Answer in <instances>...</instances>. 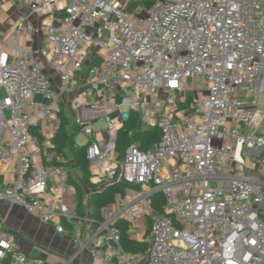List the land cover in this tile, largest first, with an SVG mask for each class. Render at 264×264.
Masks as SVG:
<instances>
[{"label":"built area","instance_id":"obj_1","mask_svg":"<svg viewBox=\"0 0 264 264\" xmlns=\"http://www.w3.org/2000/svg\"><path fill=\"white\" fill-rule=\"evenodd\" d=\"M29 4L41 23L22 15L0 37V165L14 177L0 203L58 233L70 226L74 247L94 264H264V0ZM39 34L38 53L19 46ZM132 114L160 141L147 151L131 144L122 157L119 133ZM64 117L96 186H139L131 206L96 222L64 203L77 193L71 157L53 142ZM101 117L105 129L94 126ZM245 151L255 162L247 173ZM157 190L162 215L147 198ZM141 217L152 219L147 254L125 250L116 226L127 221L133 234ZM90 222L96 232L87 237ZM6 259L47 264L0 222V264Z\"/></svg>","mask_w":264,"mask_h":264},{"label":"crops","instance_id":"obj_2","mask_svg":"<svg viewBox=\"0 0 264 264\" xmlns=\"http://www.w3.org/2000/svg\"><path fill=\"white\" fill-rule=\"evenodd\" d=\"M30 1L31 0H0L2 4L0 12V37L7 36L11 33L19 17L22 15L29 18L35 25L41 23L39 17L31 15L29 10ZM44 43V36L39 34L23 37L19 42V46L38 53L44 46ZM2 96L3 91L0 90V98ZM56 138L57 137L53 139V142ZM70 160V163H72L73 160L71 158ZM69 167L72 183L84 189L87 184L84 181L82 172H78L77 168L74 166ZM0 176L3 179L2 186H9L14 180L11 169L2 165H0ZM90 184H92L93 187L90 186L91 189L87 191V198L83 197V209L80 215L92 219V206L89 196L91 193L95 192V190L101 191L105 186H96L92 181V174ZM51 187L47 190L45 195L46 198L54 196ZM130 193L132 194V191H130ZM73 197L71 208L77 215V193L74 194ZM111 207H115V204L109 205L102 210L103 220L110 217L115 212V209ZM0 222L4 223L7 230L15 236L22 249L30 257L43 258L46 260L47 264H94L87 248L79 250L74 247L70 226H67L65 233H58L54 225L45 223L39 218L31 217L22 207L18 205L11 206L7 202L0 203ZM137 228L138 229L131 234L132 237L138 241L145 240L146 231H144L143 223L138 225ZM95 232L96 226H94L93 222L88 223L85 228L86 236L89 237Z\"/></svg>","mask_w":264,"mask_h":264},{"label":"trees","instance_id":"obj_3","mask_svg":"<svg viewBox=\"0 0 264 264\" xmlns=\"http://www.w3.org/2000/svg\"><path fill=\"white\" fill-rule=\"evenodd\" d=\"M191 100V96L188 95V100ZM189 100V101H190ZM75 127L71 123V119L65 118L63 121L62 129L54 140L56 149L61 153L68 154L73 160L69 163V166H78L83 174V178L86 184L93 187L90 184L91 172L90 166L86 159V147L75 146ZM36 132V130H34ZM160 141V133L157 129L143 130L137 114H132L130 120L124 125L119 133L118 149L121 154L126 148L131 145H137L141 150L147 151L154 147ZM125 152V151H124ZM2 177L0 176V187L2 186ZM77 191V215L82 213L83 209V192L80 186L74 184ZM139 188V186H132L126 183L120 182L105 186L101 191H96L90 194V201L92 206V219L96 222L103 221L102 210L116 203L118 197H123L125 194V188ZM151 208L157 215L164 214V207L166 205V197L162 192H154L151 197ZM147 231L145 234V240L138 241L131 235V225L129 222L120 220L116 223L118 231L121 236V244L127 251H132L137 254H147L149 251V243L147 239L151 233L152 219L147 222ZM1 264H13L10 259L4 260Z\"/></svg>","mask_w":264,"mask_h":264},{"label":"rangeland","instance_id":"obj_4","mask_svg":"<svg viewBox=\"0 0 264 264\" xmlns=\"http://www.w3.org/2000/svg\"><path fill=\"white\" fill-rule=\"evenodd\" d=\"M189 96H191V98L193 97V92H189ZM3 97V96H2ZM1 97V98H2ZM260 106H261V108H263L262 109V111H261V113H264V96L261 98V100H260ZM64 108H66L65 106H64ZM121 111H127L128 109H127V107H125V106H121ZM95 127H98V128H101V129H105V127H106V120H105V118H103V117H101V118H99V120L95 123V125H94ZM254 130H256L255 128H254ZM78 144L79 145H84L85 144V142H83V141H78ZM125 151V150H124ZM124 151L122 152L123 154H122V157H123V155H124ZM243 158H244V160H245V162H246V165H247V167H245V168H243V170L247 173V172H249V170L250 169H253V168H255V162L253 161V159H251V157L248 155V153H247V151H245L244 153H243ZM123 159V158H122ZM76 167V166H75ZM77 168V171L79 172L80 171V169L78 168V166L76 167ZM252 175L253 176H260L261 174H260V172H256V171H253L252 172ZM89 189H91L90 188V186H89V184H87L85 187H84V189H82V192H83V197H85V198H87V191H89ZM130 191H132V192H134V193H136V194H139V193H141L140 191V189L139 188H131V187H126L125 188V194H124V196L123 197H118L117 198V201H116V203H115V207H111L112 209L114 208L115 209V212H118L119 210L121 211V210H125L127 207H129V205L131 206V204H133V202H134V198H133V196L131 195V193H130ZM74 196V194L73 193H70V192H68V193H66V194H64V196H63V201H64V203L65 204H67L68 206H69V208H70V210L73 212V210H72V208H71V205H72V203H73V197ZM87 200V199H86ZM109 213H110V211H109ZM147 220H146V218H138L137 220H135L134 221V223H133V225L135 226V230L136 229H138L137 228V226L138 225H141L142 223H143V226H144V231H147Z\"/></svg>","mask_w":264,"mask_h":264},{"label":"water","instance_id":"obj_5","mask_svg":"<svg viewBox=\"0 0 264 264\" xmlns=\"http://www.w3.org/2000/svg\"><path fill=\"white\" fill-rule=\"evenodd\" d=\"M156 192H161V190H157ZM153 194L147 196V198H151Z\"/></svg>","mask_w":264,"mask_h":264}]
</instances>
